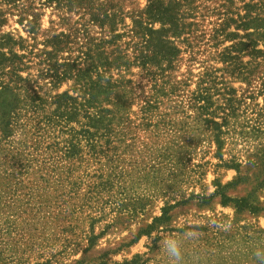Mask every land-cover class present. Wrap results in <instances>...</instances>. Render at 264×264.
Listing matches in <instances>:
<instances>
[{
    "label": "rangeland",
    "instance_id": "obj_1",
    "mask_svg": "<svg viewBox=\"0 0 264 264\" xmlns=\"http://www.w3.org/2000/svg\"><path fill=\"white\" fill-rule=\"evenodd\" d=\"M148 1L117 0L124 23L116 33L127 32L130 15ZM246 2L193 0L194 18L185 20L192 25L175 39L180 53L173 65H99L89 78L54 86L46 65L25 59L19 74L31 81L18 89L20 106L34 94L45 104L37 113L19 108L18 125L3 144L21 155L16 162L0 159V264H126L136 255L135 264H170L162 241L173 236L181 241V264H259L254 254L264 251V212L238 211L218 196L205 205L191 198L212 194L219 183L227 195L264 207V53L252 45L264 52V29L241 25ZM34 7L36 30L28 33L19 12L0 3V35L26 46L13 47L17 54L35 55L47 37L81 27L74 12L38 0ZM86 29L102 36L96 25ZM129 39L117 42L132 60ZM238 41L255 43L237 52L231 45ZM108 80L111 87L92 98L82 86ZM62 92L81 106L75 120L36 126L37 115L57 114L54 96ZM97 113L105 117L103 128L87 118ZM2 133L0 127V140ZM69 142L74 158L62 153ZM165 205H174L170 219L143 233Z\"/></svg>",
    "mask_w": 264,
    "mask_h": 264
},
{
    "label": "trees",
    "instance_id": "obj_2",
    "mask_svg": "<svg viewBox=\"0 0 264 264\" xmlns=\"http://www.w3.org/2000/svg\"><path fill=\"white\" fill-rule=\"evenodd\" d=\"M37 0H0V3L10 5L11 8L19 12L20 22H24L28 27V33H35L37 24V13L34 11V2ZM42 5L54 4L59 9H65L67 12H74L79 15L78 23L81 27L76 28L73 35L66 33L52 34L47 37L44 42V47L39 53L33 54L29 51L28 54H17L13 51V47L18 46L20 49H25L22 39L16 40L9 34L0 35V127L3 134V139L0 140V159L8 157L13 162L19 161L20 153H15L13 148H7L3 144H9L7 136L10 135L13 125H18L19 108L25 107L37 113L44 108L45 101L43 98L34 94L30 97L27 96L25 105L20 106L22 103L18 97V89L20 85H24L31 81L27 77L19 74L23 65H26L25 59L29 56L38 58L37 64L46 65V76L51 77L53 85L55 86L60 81L67 78H77V80H84L89 78L92 68L99 65H173L174 60L180 53L179 48L175 45V39H179L183 34H189L187 27L192 25L191 22H186L187 18H194V9L192 6L193 0H149L144 9L136 11L130 15L131 27L127 32L116 33L117 23H124V12L120 8L117 0H38ZM243 7L247 11L243 17V26L253 24L256 29H264V13L261 11L264 7V0H250L244 3ZM231 11H226V13ZM225 13V14H226ZM30 16V18H29ZM227 20H232L228 16ZM4 22L2 13H0V26ZM88 25H96L101 29L102 36L93 38L87 35ZM107 32V34H105ZM257 34L262 36L260 30L256 31ZM105 34V35H104ZM124 35L129 36L127 45L132 47V60L123 48L120 50L121 44L117 42ZM250 35L249 33L245 34ZM106 36H109L107 38ZM227 37L235 39L240 36L235 32H228ZM80 37L83 39L80 41ZM181 41H184L181 40ZM255 41H238L231 45L232 48L237 47L236 51L241 52L245 46ZM253 45L254 53H264L260 49H256V44ZM113 46V48H112ZM111 49L109 50L108 48ZM4 48H8L4 51ZM61 52H68L65 57H59ZM76 52V55L72 54ZM116 53V55H114ZM236 58L235 56H230ZM59 58L62 62H59ZM30 59H27L29 62ZM53 65H66L61 71H51ZM81 65H86L85 69ZM82 84V83H81ZM87 94L92 98L94 90L111 87V82L108 80L107 85L95 83H84ZM98 91V90H96ZM86 92V91H84ZM58 100L57 114H44L37 115L33 119H37V124L44 127H52L56 122H72L75 116L78 115V110L81 109L80 104L75 101L67 92H62L54 96ZM91 101V100H89ZM85 105V104H84ZM80 106V107H79ZM94 106L95 103H94ZM86 107L85 111L89 112ZM82 110V109H81ZM104 110H99V113ZM109 111V110H107ZM106 111V112H107ZM52 115V116H51ZM88 120H93L97 127L103 128L105 126L104 115L97 114L87 115ZM90 123V122H89ZM91 127H96L90 123ZM41 128V127H40ZM34 130V129H33ZM41 132V130H36ZM35 138L39 140L40 134H34ZM33 139V137H32ZM31 139V141H32ZM35 139V143H37ZM10 142V141H9ZM40 142V140L38 141ZM58 143L56 142V145ZM63 155L68 158H74L77 153L76 145L69 142ZM56 151H61L57 148ZM69 154V155H68ZM22 161V160H21ZM1 164L4 161L0 160ZM215 191L210 195H192L191 198H196L199 205H205L210 202L213 197L218 196L222 205L232 204L238 211L247 210L251 213L264 212V207H259L249 202L247 197H231L226 194L227 185L216 184ZM174 205H165L161 208V215L153 218L151 224L147 225L146 229L142 231L149 234L154 224H163L170 219L169 212ZM138 255L126 264H135ZM35 264H48V263H35Z\"/></svg>",
    "mask_w": 264,
    "mask_h": 264
},
{
    "label": "clouds",
    "instance_id": "obj_3",
    "mask_svg": "<svg viewBox=\"0 0 264 264\" xmlns=\"http://www.w3.org/2000/svg\"><path fill=\"white\" fill-rule=\"evenodd\" d=\"M165 252L169 257L170 264H181L182 253H181V241L178 237H169L162 241ZM255 257L259 264H264V251L257 250Z\"/></svg>",
    "mask_w": 264,
    "mask_h": 264
}]
</instances>
